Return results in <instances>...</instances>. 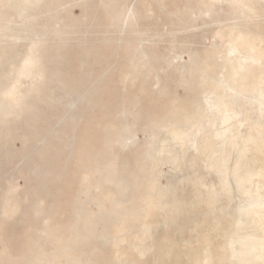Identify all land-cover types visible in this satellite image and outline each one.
<instances>
[{
	"label": "rangeland",
	"instance_id": "374dc122",
	"mask_svg": "<svg viewBox=\"0 0 264 264\" xmlns=\"http://www.w3.org/2000/svg\"><path fill=\"white\" fill-rule=\"evenodd\" d=\"M225 1L0 0V264H192L203 220L222 253L241 195L193 210V188L161 172L165 137L210 114L201 75L228 39L264 52V3ZM255 100L241 110L263 121Z\"/></svg>",
	"mask_w": 264,
	"mask_h": 264
},
{
	"label": "bare ground",
	"instance_id": "6f19581e",
	"mask_svg": "<svg viewBox=\"0 0 264 264\" xmlns=\"http://www.w3.org/2000/svg\"><path fill=\"white\" fill-rule=\"evenodd\" d=\"M225 2L229 9L234 11L237 7L245 6L251 15L257 12L258 6L264 3V0H227ZM213 3L216 4V2ZM217 56L225 62L219 67V72L215 71L210 78L201 75V83H204L205 91L202 94L203 100L206 101L204 105L210 114H205L201 118V124L192 126L188 131H173L165 137L162 151L166 166L161 176L172 189L187 185L193 188L195 195L189 200L193 210H197L200 203L208 210H219L220 203L231 205L233 198L238 197L236 193L244 199V203L241 202L243 206L235 205L240 207L236 212H234L236 209H230L236 201L233 200V205L229 206L234 214L231 211L233 215L227 225L228 234L222 253L214 251L210 237L200 231L207 221L203 220L195 224L196 246L190 242L184 246L185 249L193 250L191 258L188 257V253L185 255L192 264H264V193L262 194L264 163L258 158H264V117L262 112L263 121H260L261 118L253 119L254 111L247 110V106L246 111L243 110V112L241 110L243 106L240 103V100L244 103L255 100L254 94L257 91L259 96L256 94L258 100H255V103L256 101L261 103L259 98L263 102L264 52H260L255 42L246 41L242 36H238L228 39L224 51L218 52ZM258 70L262 74L255 77ZM201 111L204 112L203 108ZM256 113L257 116L258 112ZM213 114H216V117ZM241 114H244L245 120L248 121V127H244L245 130L247 128L246 133L243 128L245 125L239 126L242 120L240 119L239 122L237 120ZM238 126L239 129L244 130L245 134L241 132L243 137L238 135V133L241 134ZM195 137H198L201 142L192 145ZM239 138L243 142L241 147L238 145L242 143L241 140L238 143ZM188 146L196 150L198 155V151L201 152V157L209 161L208 164H204V167L201 165L206 177L211 178V180L207 178L210 180L209 183L205 184L203 177L200 178L195 171V167H198L197 164L200 162L198 159L200 156L192 153L193 151L191 153L195 155L189 153L188 156V151L192 150ZM197 192L201 193V196ZM254 195L255 198L251 199L250 197ZM239 201L243 200L239 199ZM227 210L225 213L229 212ZM225 213L223 210L224 215ZM220 215L222 214L213 217L216 228L220 222H223L221 217L224 219L228 217V214ZM149 242L155 249L151 237ZM166 256L171 257V248L166 249Z\"/></svg>",
	"mask_w": 264,
	"mask_h": 264
}]
</instances>
